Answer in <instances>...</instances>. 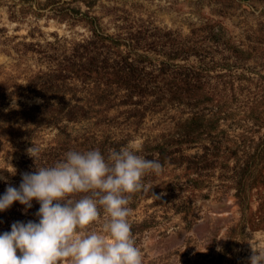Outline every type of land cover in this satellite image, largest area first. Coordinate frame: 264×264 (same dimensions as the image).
<instances>
[{"label": "rangeland", "instance_id": "rangeland-1", "mask_svg": "<svg viewBox=\"0 0 264 264\" xmlns=\"http://www.w3.org/2000/svg\"><path fill=\"white\" fill-rule=\"evenodd\" d=\"M127 145L162 165L128 205L142 264H250L264 249V0H0V197L70 150ZM39 207L14 202L0 234ZM103 224L101 210L85 231Z\"/></svg>", "mask_w": 264, "mask_h": 264}, {"label": "clouds", "instance_id": "clouds-1", "mask_svg": "<svg viewBox=\"0 0 264 264\" xmlns=\"http://www.w3.org/2000/svg\"><path fill=\"white\" fill-rule=\"evenodd\" d=\"M138 152L127 145L105 158L98 149L70 150L54 165L23 174L19 188L8 186L0 212L14 202L28 209L35 200L40 207L38 222H15L0 234V264H142L128 205L131 194L144 188L145 175L159 174L162 165ZM39 153L35 144L27 149L34 161ZM81 193L86 195L76 199ZM101 210L104 234L85 231ZM251 247L250 264H264V249Z\"/></svg>", "mask_w": 264, "mask_h": 264}]
</instances>
